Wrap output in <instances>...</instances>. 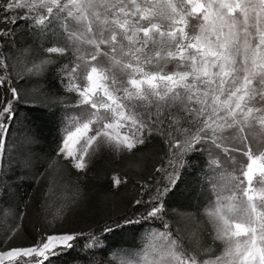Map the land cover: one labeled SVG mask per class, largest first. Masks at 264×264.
Segmentation results:
<instances>
[{
  "label": "snow or ice",
  "instance_id": "snow-or-ice-1",
  "mask_svg": "<svg viewBox=\"0 0 264 264\" xmlns=\"http://www.w3.org/2000/svg\"><path fill=\"white\" fill-rule=\"evenodd\" d=\"M18 8L27 13H18L16 19H30L38 33L59 26L60 31L53 33L55 45L44 51L68 56L72 65L70 69L67 64L54 66L52 57L37 55L25 65L27 74L37 79L54 74L63 85L84 75L87 80V86L77 89L75 116L66 112L62 117V121L76 122L75 130L62 123L45 172L61 166L85 172L90 150L93 155L105 147L130 152L152 134L162 136L168 145L167 167L156 169L161 175L147 199H136L133 214L114 218L100 233L143 226L148 219L163 220L168 199L190 167L189 154L209 142L221 147L219 133L225 128H234L239 134L240 146L234 145L232 151L247 157L246 171L242 170L247 187H241L247 201L238 210L231 196L229 203L218 199L205 210L216 225L213 239L225 243L223 252L214 260H201L202 253L211 251L210 246L197 247L198 236L193 232L194 246L185 248L181 244L184 235L178 230L142 259L121 258L118 264H264V188L257 191L252 187L256 172L264 177V150L254 154L249 139L264 142V0H6L0 10ZM193 18L197 23L188 31ZM3 21L16 22L7 15ZM12 35L2 29L0 41ZM82 44L91 48L84 49ZM2 57L0 53V196L12 170L7 140L17 118V105L30 102L16 86L7 58ZM170 64L173 68L165 70ZM113 68L119 69L120 77ZM173 108L185 113L183 119L195 125L194 131L179 126ZM125 126L130 129L128 134L120 131ZM257 127L259 131H249ZM113 183L122 181L117 178ZM83 237V232L71 229H44L31 246L0 253V261L53 264L56 257L75 249ZM5 239H11V232ZM5 239H0V248ZM104 239L107 235L101 239L96 231L89 232L82 247L96 249L103 246Z\"/></svg>",
  "mask_w": 264,
  "mask_h": 264
},
{
  "label": "trees",
  "instance_id": "trees-1",
  "mask_svg": "<svg viewBox=\"0 0 264 264\" xmlns=\"http://www.w3.org/2000/svg\"><path fill=\"white\" fill-rule=\"evenodd\" d=\"M3 1L0 0V6ZM6 15L13 16L0 10V30L8 29L13 35L0 41V53H3L2 58H7L16 86L30 102L17 105V118L7 140L12 170L5 193L0 196V239H5L10 232L11 239H5L0 251L31 246L44 229L50 232L71 229L83 232L84 237L96 231L101 239L107 235L103 246L89 250L82 247V239L78 240L75 249L56 257L53 264L95 261L116 264L110 254L136 251L141 237L153 224L148 219L143 226L129 225L109 234L100 233L99 229L114 218L133 214L136 199H147V189L158 176L156 169L164 166L166 143L162 136L152 134L130 152L100 151L85 172L64 166L45 172L60 139L62 111L75 104L77 98L64 90L54 74L37 79L25 72L16 73L17 64L29 62L37 55L52 57L54 66L66 64L67 59L45 52L35 42L22 16L19 19L14 16L16 22L12 23L3 21ZM0 93H3L2 88ZM49 96L59 97V100L52 102ZM178 117L181 119L180 115ZM188 160L190 167L181 176L175 195L168 199L163 220L174 235L178 230L184 235L181 244L185 248L194 246L193 232L198 236L197 247L210 246L211 251L202 253L201 260L215 258L222 246L213 239L210 224L202 213L209 190V165L202 150L189 154ZM114 177L122 183L114 185ZM17 230L20 235L14 237Z\"/></svg>",
  "mask_w": 264,
  "mask_h": 264
},
{
  "label": "rangeland",
  "instance_id": "rangeland-1",
  "mask_svg": "<svg viewBox=\"0 0 264 264\" xmlns=\"http://www.w3.org/2000/svg\"><path fill=\"white\" fill-rule=\"evenodd\" d=\"M5 2H6V0H4L2 2L1 6H0L1 8H3ZM35 2L38 3V0H35ZM138 2H139V0H138ZM5 12L12 13L13 16H11V18L14 19V16H16L18 13L26 14L27 9L18 8V9H14V10H8ZM21 19L26 21V23L29 25L35 42L38 43V45L43 50L46 49L47 47L55 45L56 37L53 35V33L54 32L58 33L60 31V28L58 25L56 27L50 29L47 33L41 34V33L36 32L32 28V25L30 23V19H24L23 16ZM71 22L75 25L76 28L79 29L81 27V25L78 24L77 22H75V21H71ZM196 23H197V21L195 20V18L191 19L189 21V27L187 30L192 31V25H194ZM81 47L84 49L91 48V46L87 45V44H82ZM56 54H60V53H56ZM60 55H62V54H60ZM63 56H65V55H63ZM65 57L67 59L66 64L68 65V69H70L72 67V65L70 63V57H68V56H65ZM103 62L105 64H108L107 58H103ZM27 63L28 62H26V61H21L19 64H17L16 73H24V72L27 73L25 71V65ZM171 68H173V65L170 64V65H168V68L165 70H169ZM68 69H65V70L67 71ZM80 71L84 72L83 66H81ZM113 72H115L118 77L121 76V73L119 72L118 68H113ZM61 85L65 91L73 93L74 95H76L77 102L75 104L67 106L63 109L62 116H61L60 129H61L62 123H64L66 127H68L70 130L74 131L75 126H76V122H74L71 119H66V120L62 121V117H64L66 112L68 113L69 117L75 116L76 112L78 111V108H79L78 99H79V97H78L77 89H79L82 86H87L86 75H84L78 81H73V83H70L67 85H63V84H61ZM174 110H176V112ZM139 111L142 112V111H144V109H139ZM152 111L155 112V109L153 108ZM171 111L173 113H175L176 117H178L179 115L181 116V119H179L181 121V124L179 122V126L189 127L193 131L195 130L194 124L188 125L185 123V121L183 119V117L185 116V113L179 111L178 108H173ZM120 131L122 134H128L130 132V129L127 126H125L124 128L120 129ZM249 131L250 132L251 131H259V128L257 127L255 129H249ZM177 135H180V133H177ZM184 135H188V133H184ZM219 135L221 137V140L219 141L221 143V147L217 148L214 144H211L209 142L202 149H200V151L202 150L204 155L206 156V160H207L208 165H209V168H208V171H209L208 174L209 175L207 176L209 178L208 179L209 190H208V194L204 200L202 213L204 214L205 218L207 219L208 223L210 224L213 238L216 236V225L206 215L205 210L211 209L212 207H214L216 205L218 199H220L225 204L229 203L228 197H231V196L235 197V200L232 202L236 204L238 210L241 209L247 201V197L243 196L242 191H241V187H247V181L245 178H243V175H242V170L246 171V165L248 163L247 157L243 156L242 153H240V152L232 151V148L234 145L237 147L240 146V141L238 138L239 134L236 132V130L234 128H225L222 132L219 133ZM249 139L251 141V146L253 148L254 154L258 153L260 150H264V142H262L259 138L254 139L250 136ZM164 141H165V139H164ZM165 143H166V141H165ZM138 145H140V144H137V146ZM166 146H167V154H166V158H165V162H164L163 167H167V156L170 155L167 143H166ZM93 147H95V145ZM103 150L111 151L107 147H105ZM103 150H101V151H103ZM99 152L100 151L96 152L93 155V154H91V150H90V156L86 157V160L88 161V166ZM115 153H119V152H115ZM160 175L161 174L158 173L156 180L159 179ZM232 178H235V179H232ZM115 179H117V178L114 177L113 181ZM154 183H155V181L152 183V185H154ZM114 185H116V184H114ZM151 186L148 187V189H147L148 192H149ZM252 187L254 189H256L257 191H259L261 188H264V177H262L259 174V172H256L253 176ZM149 220H150V223L153 224L152 229L147 231L141 237L139 248L136 251H114V252H112L110 254V259L113 262L118 264V261L121 258L128 259V260L133 261V262L136 260L142 259L143 256L148 254V252L150 251V249L154 245H158L162 240L167 239L169 236H173V237L175 236L173 234V232L170 230L166 221L161 220V219H149ZM166 224L168 226L167 228L165 227ZM18 230H20V228ZM18 230L13 233L14 237L15 236L18 237L20 235V233H19L20 231H18ZM85 240H87V236L82 238L81 243L84 244ZM215 241H217L221 244V246H222L221 253H222L224 248H225L224 241H222L220 239H215ZM78 242L79 241H77L76 244ZM97 248H99V247H97ZM92 250H96V249H92ZM3 252H5V251H0V253H3ZM114 254H118L115 259H114ZM210 259L214 260V258H210ZM206 260H209V259H206ZM0 264H17V261H15V260L9 261L7 259H4V260L0 261ZM89 264H102V263H100L99 261H95V262H91Z\"/></svg>",
  "mask_w": 264,
  "mask_h": 264
}]
</instances>
